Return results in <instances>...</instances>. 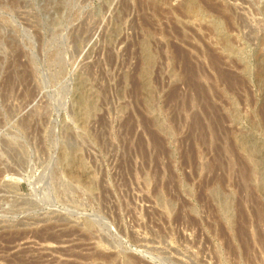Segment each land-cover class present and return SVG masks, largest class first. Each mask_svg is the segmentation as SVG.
Wrapping results in <instances>:
<instances>
[{
	"label": "rangeland",
	"instance_id": "1",
	"mask_svg": "<svg viewBox=\"0 0 264 264\" xmlns=\"http://www.w3.org/2000/svg\"><path fill=\"white\" fill-rule=\"evenodd\" d=\"M18 249L264 264V0H0V264Z\"/></svg>",
	"mask_w": 264,
	"mask_h": 264
},
{
	"label": "bare ground",
	"instance_id": "2",
	"mask_svg": "<svg viewBox=\"0 0 264 264\" xmlns=\"http://www.w3.org/2000/svg\"><path fill=\"white\" fill-rule=\"evenodd\" d=\"M184 57H186V56H184ZM42 200H44V199H42ZM45 200L47 201L48 199H45ZM48 201H50V200H48ZM57 238L58 237H55V236L52 235V236H49L48 238L43 239V240L45 242H48V243H56V242L60 241ZM16 242H17L16 240L12 241V243L14 245L13 248H17ZM28 253H29V251L27 249H18L17 254H15V257H14L17 260L16 264H40V263L43 264L42 263V258L43 257L41 258V261L37 260V258H36V260H34V259L33 260H29V259H27L29 257ZM31 253H32V251H31ZM5 264H15V263H13V261H12V263L9 262V263H5Z\"/></svg>",
	"mask_w": 264,
	"mask_h": 264
},
{
	"label": "water",
	"instance_id": "3",
	"mask_svg": "<svg viewBox=\"0 0 264 264\" xmlns=\"http://www.w3.org/2000/svg\"><path fill=\"white\" fill-rule=\"evenodd\" d=\"M28 184L30 186L31 191L34 193L35 192V185H34V183H32V181L29 180Z\"/></svg>",
	"mask_w": 264,
	"mask_h": 264
}]
</instances>
